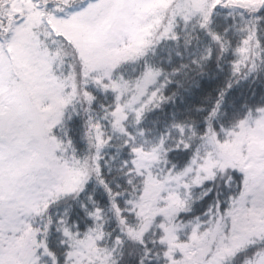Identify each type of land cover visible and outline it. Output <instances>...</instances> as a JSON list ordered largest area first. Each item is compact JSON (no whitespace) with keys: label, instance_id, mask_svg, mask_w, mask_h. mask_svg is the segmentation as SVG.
<instances>
[{"label":"snow or ice","instance_id":"obj_1","mask_svg":"<svg viewBox=\"0 0 264 264\" xmlns=\"http://www.w3.org/2000/svg\"><path fill=\"white\" fill-rule=\"evenodd\" d=\"M0 264H264V0H0Z\"/></svg>","mask_w":264,"mask_h":264}]
</instances>
